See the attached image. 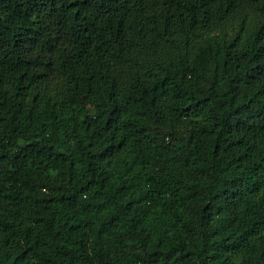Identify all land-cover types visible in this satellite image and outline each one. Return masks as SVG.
Masks as SVG:
<instances>
[{
	"label": "trees",
	"instance_id": "obj_1",
	"mask_svg": "<svg viewBox=\"0 0 264 264\" xmlns=\"http://www.w3.org/2000/svg\"><path fill=\"white\" fill-rule=\"evenodd\" d=\"M0 264H264V0H0Z\"/></svg>",
	"mask_w": 264,
	"mask_h": 264
}]
</instances>
